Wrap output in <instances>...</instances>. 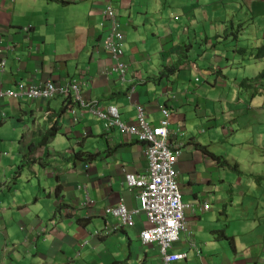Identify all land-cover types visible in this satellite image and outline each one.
<instances>
[{
	"label": "crops",
	"instance_id": "1",
	"mask_svg": "<svg viewBox=\"0 0 264 264\" xmlns=\"http://www.w3.org/2000/svg\"><path fill=\"white\" fill-rule=\"evenodd\" d=\"M17 1L31 3L34 15L36 0H0V57L5 58L0 87L68 80L83 73L82 97L101 106L117 105L123 121L135 122L133 103L143 105L151 123L161 116L159 104L169 106V137L179 140L184 135L175 179L182 200L195 207L184 209L187 231L180 233L172 250L186 251L187 258L175 264H264V168L242 169V157L224 154L218 145L236 127L245 128L258 120L260 100L241 96L240 81L247 76L241 79L238 67L245 54L234 49L242 38L238 31L244 29L242 19L264 16V0H162L160 6L159 0H117L126 36L124 82L107 73L113 61L100 46L106 0L60 2L72 9L63 21L72 32L61 42L50 43L44 41L42 28L30 26L28 12L15 15ZM43 1L47 6L59 3ZM245 7L249 11H243ZM26 14L27 24L19 25ZM26 25L28 32L23 30ZM47 33L50 36V29ZM13 44H18L16 50L6 49ZM178 65L180 69L160 77L162 68ZM66 103L70 100L64 102L61 97L0 102L1 126L6 117L9 122H20L29 115L34 130L21 134L17 140L21 148L16 146L18 157L25 158L30 167L14 170L15 157L0 152V264H161L156 247L140 242L142 213L134 226L115 228L117 219L104 212L119 198L128 210L139 206L135 191L124 185L123 175L145 173L142 143L115 129L105 131V122L89 111L80 113L75 107L73 119L68 109L74 104ZM37 112L43 113L41 123L35 122ZM54 117L59 119L60 131L44 140L47 164L43 167L45 148L26 153L29 145L40 141ZM244 140L247 148L255 141ZM78 150L83 156L90 154L84 158L87 167L72 154ZM260 159V155H246L244 161L253 164ZM227 163H237V169ZM259 179L262 191L255 184ZM86 195L91 205H84ZM206 199L210 208L199 209ZM251 209L258 211L259 218L249 216Z\"/></svg>",
	"mask_w": 264,
	"mask_h": 264
},
{
	"label": "built area",
	"instance_id": "2",
	"mask_svg": "<svg viewBox=\"0 0 264 264\" xmlns=\"http://www.w3.org/2000/svg\"><path fill=\"white\" fill-rule=\"evenodd\" d=\"M107 17L111 19V30L104 40V46L113 53L116 59L120 54V50L116 47L115 42L120 34L115 31L113 23V11L107 7ZM3 62L0 63V68ZM120 79H123L124 65L122 63H114L111 67ZM65 85H56L51 81L43 85H18L17 90H0V98L3 96L21 98H49L57 92L65 91ZM112 115L117 116L116 109ZM137 126H130L131 133L138 135L140 139L147 140L148 145L146 154L149 158L151 174L145 175H126V182L129 187L141 188L140 200L142 208L147 215L149 226L141 231L140 237L143 242L156 243L162 257V264H173L174 261L185 254H177L169 252L171 242L178 238L179 232L183 229V203L177 184L174 181V170L172 165L175 157L179 154L178 145H173L175 154L170 152V144L167 142V121L161 120V127H151L145 120L143 109L136 106ZM164 115L167 114L162 109ZM105 119H108L110 125L114 124L115 119L110 118L105 113H99ZM204 207H208L207 204ZM112 215L118 218L121 224H132L134 212L127 211L122 202L116 206L106 209Z\"/></svg>",
	"mask_w": 264,
	"mask_h": 264
},
{
	"label": "rangeland",
	"instance_id": "3",
	"mask_svg": "<svg viewBox=\"0 0 264 264\" xmlns=\"http://www.w3.org/2000/svg\"><path fill=\"white\" fill-rule=\"evenodd\" d=\"M256 1L261 2L262 0ZM161 4L162 0H159V6ZM262 4L264 5L263 2ZM7 6L11 8V4H8ZM34 6L35 7L33 15L31 14V11H33L31 3L20 5L19 1H17V5L14 9L15 15L21 16L25 12H28L31 16L30 26L42 28V33L46 35L45 38L47 39L46 40L44 38L45 42H61L63 37L71 34L72 30L67 28V26L63 24V21L66 16H70L72 9L66 8L65 6L61 5L60 2L52 4L51 6H47V4L43 0H36ZM42 7L46 8V10L43 11ZM39 11L41 12V14L39 13ZM243 11L249 10L245 7ZM28 16V14L23 15V17L19 19V22L21 23L18 24H27L28 19L26 18H28ZM253 19L254 21L252 22ZM242 21L243 22L241 23V26H243L244 29L239 30L240 34H242V38L239 40V47H236V52L239 53L240 50L241 52H246V55L242 57V65L238 67V69H241V71L239 72V76L241 77V79L247 76V78L256 79V81L252 83L251 87H243L244 84L241 85V96L244 99H259L261 107L259 110L257 121L250 123L249 126L245 128H241V126L236 127L234 129L235 133L230 134L227 138L222 140V142H219L218 145L221 144L222 152L224 154H228L229 156L240 155L242 157V160L240 161L242 169H248L252 166L253 168H256L255 165H257L260 169H263L264 162H262L261 160H264V57L254 58V55L257 52V47L264 45V16L251 17L250 15H245ZM228 26H230V22L228 23ZM48 29H50V36L47 33ZM121 31L124 32L123 29H121ZM234 32H236V30ZM229 38H232V41L230 42H233L234 38L232 37V35H230ZM214 54L217 55L219 53L214 52ZM242 81H240V83H242ZM22 105L29 108L28 104ZM35 116V122L41 123L43 121L42 112H37ZM25 118L27 121L22 120L18 122L17 119H15L16 122H9V117H6L3 121L4 123L2 124V126L0 125V152L7 153V157H10L11 155L15 157L16 162L14 167H8L14 170L18 169V167H30L29 162H27L25 158H19L17 154V148H21L20 146H18L17 140H20L21 134H23L24 132L30 133L32 130V124L30 120L32 118L29 117V115L25 116ZM202 135L207 138L206 133ZM244 139H249L251 143V139H254L255 141L252 143V147L247 148ZM32 145L33 146L31 147V149L36 148L37 150H39L42 148V145L39 144V141L33 143ZM44 148L46 150L47 146H45ZM212 151L215 152V147L213 146ZM246 155H260L261 159L257 163L252 164L251 162L244 161ZM43 158L46 159L47 157L45 156ZM36 169H39V166H37ZM16 179L19 181L25 180L24 177H17ZM255 184L257 190H261L260 179L255 181ZM21 193L22 189L19 187V194ZM232 212L233 215H235L234 207L232 208ZM254 213H256V215H254ZM243 216H247L246 210L243 211ZM249 216L252 219H257L259 218V213L258 211H254L251 209Z\"/></svg>",
	"mask_w": 264,
	"mask_h": 264
},
{
	"label": "clouds",
	"instance_id": "4",
	"mask_svg": "<svg viewBox=\"0 0 264 264\" xmlns=\"http://www.w3.org/2000/svg\"><path fill=\"white\" fill-rule=\"evenodd\" d=\"M55 1V0H54ZM57 2H59V1H57ZM116 2H117V0H106L105 1V4H104V10H103V14H104V20H105V23L104 22H101V26L103 27V28H105V30H104V36L102 37V39H100V46H101V48H102V50L106 53V54H108L109 56H110V58L112 59V61H113V63L110 65V67L109 68H107V73L109 74V75H115V77H116V79L119 81V82H124L125 81V73H126V71H127V69H128V65H127V63L123 60V55H124V45H125V42H126V36H125V32H122L121 31V29H123L122 27H121V21H120V18H119V14H118V10H117V7H116ZM107 7L108 8H110V10H112L113 11V15H114V17H113V23H114V26H115V31L116 32H118L119 34H120V37L116 40V42H115V45H116V47H118L119 48V50H120V54L117 56V58L116 59H114L113 58V53L110 51V50H108L107 48H105V46H104V40H105V38H106V36L108 35V33L110 32V30H111V25H112V21H111V19H109L108 17H107ZM242 23V22H241ZM29 25H26V26H24L23 27V30L24 31H26V32H28L29 31ZM236 30V32H234ZM124 31V30H123ZM239 31V30H238ZM233 33L234 34H237V29H234L233 30ZM232 35V34H231ZM234 35H232V37H233ZM236 47H239V46H237L236 45ZM236 47H235V49H234V52L235 53H237L236 51ZM18 48V44H13V45H8V47L6 48L7 50H10V51H14V50H16ZM3 49V48H2ZM237 54H239V55H243V54H245L246 55V52H241L240 50H239V53H237ZM235 55V54H234ZM236 56V55H235ZM259 57H264L262 54H260L259 56H256V55H254V58H259ZM1 62H3V65L1 66V68H0V72H2L3 71V69H4V65H5V58H4V56H1L0 57V63ZM114 63H122L123 65H124V74H123V79H120L118 76H117V74H116V72L115 71H112L111 70V67H112V65H114ZM171 67H173V66H169V67H164V68H162L161 69V71L163 70V69H169V68H171ZM176 69H180V66L178 65V67H176V66H174V68H173V70L171 71V72H173V71H175ZM161 71H160V77H161V75L162 76H164V77H167V75H168V73H171V72H166L165 74H163V73H161ZM203 73V72H202ZM85 76V74H83V73H81L78 77H73V78H70V79H68V80H53V79H47V80H45L43 83H36V84H32V83H22V82H18L16 85H15V87L13 88V89H10V88H2V87H0V90H6V89H8V90H17V88H18V85L19 84H22V85H24V86H29V85H43V84H45L46 82H48V81H51L52 83H54V84H56V85H65L66 87H65V91H63V92H57V93H55L54 95H52V96H50L49 98H28V97H26V96H23V97H21V98H13V97H6V96H3V97H1L0 98V102H2V101H4L5 99H15V100H19V101H32V102H35V101H48V100H51L52 98H56V97H61V98H63L64 99V102H66L67 100H70V103H66V105L68 104H71V103H73L74 105L71 107V108H69L68 110H70V116L71 117H73V119H75V114H76V110H75V107H77V109H78V111L80 112V113H83L85 110L86 111H89L91 114H93L95 117H97L98 119H101V120H103L104 122H105V126H104V130L105 131H111V129H115L118 133H120V134H123V135H125V136H129V137H133L135 140H137L138 142H140V143H142V145H143V147H144V155H145V159H146V162H147V167H146V171H145V173H134V172H124V175H123V183H124V185L127 187V189L129 190V191H135V195H136V198L138 199V202H139V206L137 207V208H134V209H131V210H128L127 208H126V206H125V204H124V200L121 198H119L118 200H117V202L114 204V205H110V206H106L105 207V209H104V212H105V214H108V215H110V216H112V217H114V218H116L117 219V224H115V228H123V227H131V226H134V224H135V218H136V216L139 214V213H142L143 214V216H144V219H145V221H144V224H143V227H142V229H141V231L142 230H144L145 228H147L148 226H149V223H148V220H147V215H146V213H145V211L143 210V208H142V204H141V200H140V197H139V195H140V192H141V188H138V187H129L128 185H127V182H126V175L127 174H133V175H135V176H137V175H140V176H142V175H145V176H147L148 177V175L149 174H151V170H150V165H149V158H148V156H147V154H146V147H147V145H148V142H147V140H144V139H140L139 138V136L138 135H135V134H133V133H131L130 132V130H129V127L130 126H137V117H135V122H126V121H123L122 119H121V117H120V111H119V108H118V106L117 105H114V104H108V105H105V106H101V105H99L97 102H95V101H90V100H85L83 97H82V94H81V86H83L84 85V83H85V81L83 80V77ZM245 79V78H244ZM243 79V80H244ZM196 80H198V77L196 78ZM256 81V79H249V78H246V81L245 82H243L242 81V83H241V85H243L244 84V86L243 87H251L252 86V83H254ZM255 89H256V87H255ZM133 91V88L131 87V88H129V90H128V92H127V98L129 99L130 98V94H131V92ZM173 97V94L171 95V98ZM66 105L65 106H62V108L63 109H65V107H66ZM133 106H134V109H135V111H136V106L137 105H139V106H141L142 107V109H143V113H144V116H145V120H146V122L151 126V127H154V126H160L161 127V120L162 119H165L166 121H167V129H168V134H167V142L170 144V152H171V154H175V150L173 149V145H175V144H177L178 145V148H179V154H177L176 155V157H175V162H174V164L172 165V168H173V170H174V181H175V183L177 184V187H178V190H179V192H180V195H181V201H182V203H183V229L179 232V235H180V233L181 232H184V231H187V226H186V224H185V217H184V209L185 208H190L191 210H193V209H195V207H194V205H192V204H188V203H185L183 200H182V194H181V191H180V189H179V185H178V183H177V181H176V179H175V177H176V175H177V170H176V164H177V160H178V158H179V156L181 155V153H182V148H183V145H184V140H183V138H184V135L182 136V138L181 139H179V140H175V139H173V140H171V138L169 137V135H170V117H171V114H172V112H171V109L169 108V106H167L166 104H159L158 105V108H159V111H160V114H161V116H160V118H159V120H158V122L157 123H155V122H153V123H151L150 121H148L147 120V116H146V113H145V111H144V107H143V105H141V104H135V103H133L132 104ZM111 108H115L116 109V114H117V116H115V115H112V112H113V110H111ZM162 109H165L166 111H167V114L166 115H164L163 113H162ZM99 113H105V114H107L108 116H110V118H113V119H115V123L114 124H112V125H110L109 124V122H108V119H105V118H103V117H101L100 115H99ZM47 112H45V116L47 117ZM136 116H137V111H136ZM42 119L44 120V116L42 117ZM46 119V118H45ZM58 118L57 117H54L53 118V121L50 123V128H48V130H47V128H46V130L44 131V133H43V131H42V133H43V135H42V137L40 138V141H39V144H41V145H44L42 148H44L45 146H47L46 144H47V142H44V140L46 139L47 140V138H52L53 137V135L55 134V132H57V131H60V127H59V125H58ZM172 126V125H171ZM50 129H54L55 131H53V134L52 135H50L49 134V136H48V132H49V130ZM227 130L228 131H230V128H228L227 127ZM201 131H203V129H201ZM32 132H34V130H31V132L30 133H32ZM35 132H37V133H40L41 131L40 130H37V131H35ZM233 133V132H232ZM43 142V143H42ZM33 145H29V148H28V152L29 153H26V154H30L31 153V151H32V149H31V147H32ZM200 146H202V145H200ZM206 148V147H205ZM35 149V148H34ZM202 149V148H201ZM208 151V153L212 156V153L209 151V150H207ZM47 148H46V152H45V155H44V157L46 156L47 157ZM74 156H77L78 158H80L81 159V161H82V164L84 165V167H87V163H86V161H85V159H87L86 157L88 156V155H90L89 153H86L87 155H85V156H83V154H82V151L81 150H78V151H73V153H72ZM214 155V154H213ZM214 156H216V155H214ZM218 158H216L217 160H219V156H217ZM85 158V159H84ZM42 159H43V161H42ZM41 162H43L42 163V166L43 167H45V164H47V158L46 159H44V158H42L41 157ZM224 162V159L222 160V163ZM228 164V163H227ZM237 165V163H233V164H228L229 165V167L230 168H232L231 166H233V165ZM238 166V165H237ZM233 169V168H232ZM81 187H83V188H85V186H82V185H80V186H78V188H81ZM57 188V187H56ZM59 190H60V188H59ZM59 190H58V192H59ZM57 192V193H58ZM55 193H56V190H55ZM56 193V194H57ZM92 200L88 197V195H86V199H85V203H84V205H91L92 204ZM119 202H122L123 204H124V206H125V209L127 210V211H129V212H131V211H133L134 212V214H132L133 215V219H132V224H121L120 223V221L118 220V218L117 217H115L114 215H112L110 212H107L106 211V209L107 208H110V207H114V206H116ZM205 204H207L208 205V207L206 208V207H204V205ZM198 206V205H197ZM199 209H204V210H207V209H209L210 208V203H209V200H204L201 204H199ZM110 226H112V225H110ZM141 231L139 232V239H140V242L143 244V245H148V246H155L156 247V249H157V251H158V254H159V257H160V262H161V264H162V257H161V254H160V251H159V247H158V245L156 244V243H149V242H143L142 240H141V237H140V234H141ZM106 233V232H105ZM179 235H178V238L177 239H175L174 241H172L171 242V246H170V249H169V252H171V253H177V254H185V256H183V257H180L179 259H177L176 261H174L173 262V264H175L177 261H180V260H183V259H186L187 258V252L186 251H181V252H176V251H174V250H172V245H173V243H175V242H177L178 240H179ZM191 246L192 247H194V244H191ZM197 252H199L198 250H197Z\"/></svg>",
	"mask_w": 264,
	"mask_h": 264
},
{
	"label": "trees",
	"instance_id": "5",
	"mask_svg": "<svg viewBox=\"0 0 264 264\" xmlns=\"http://www.w3.org/2000/svg\"><path fill=\"white\" fill-rule=\"evenodd\" d=\"M55 1L64 2L63 0H55ZM260 54H262V55L264 56V45H263V46H260V47H257V52L255 53V55H256V56H259ZM173 68H174V66L171 67V68H169V69H163V70L161 71V73L165 74L167 71H168V72H171V71L173 70ZM245 81H246V78L243 80V82H245ZM53 131H54V129H50L49 132H48V136H49V134L52 135V134H53ZM199 148H200V147H199ZM201 148H202V149H205V146H201ZM212 156L215 157V158H218L217 156H214L213 154H212ZM231 167H232L234 170L237 169V165H235V164H234L233 166H231ZM58 190H59V187L57 186V188H56V193L58 192ZM57 194H59V192H58Z\"/></svg>",
	"mask_w": 264,
	"mask_h": 264
},
{
	"label": "bare ground",
	"instance_id": "6",
	"mask_svg": "<svg viewBox=\"0 0 264 264\" xmlns=\"http://www.w3.org/2000/svg\"><path fill=\"white\" fill-rule=\"evenodd\" d=\"M193 61H194V60H193ZM193 61H192V62H193ZM195 61H196V60H195Z\"/></svg>",
	"mask_w": 264,
	"mask_h": 264
}]
</instances>
